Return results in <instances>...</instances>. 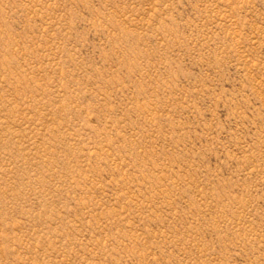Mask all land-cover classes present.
I'll use <instances>...</instances> for the list:
<instances>
[{
  "label": "rangeland",
  "instance_id": "1",
  "mask_svg": "<svg viewBox=\"0 0 264 264\" xmlns=\"http://www.w3.org/2000/svg\"><path fill=\"white\" fill-rule=\"evenodd\" d=\"M0 264H264V0H0Z\"/></svg>",
  "mask_w": 264,
  "mask_h": 264
}]
</instances>
